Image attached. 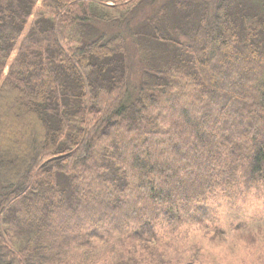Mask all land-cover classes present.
Returning a JSON list of instances; mask_svg holds the SVG:
<instances>
[{"label":"trees","instance_id":"16d2710c","mask_svg":"<svg viewBox=\"0 0 264 264\" xmlns=\"http://www.w3.org/2000/svg\"><path fill=\"white\" fill-rule=\"evenodd\" d=\"M37 1L0 0V264H88L110 229L143 249L264 194V0H144L137 23Z\"/></svg>","mask_w":264,"mask_h":264},{"label":"rangeland","instance_id":"374dc122","mask_svg":"<svg viewBox=\"0 0 264 264\" xmlns=\"http://www.w3.org/2000/svg\"><path fill=\"white\" fill-rule=\"evenodd\" d=\"M66 1L67 7L57 10L48 6V0H38L34 7V16L53 18L59 23L62 18L79 17L88 12L103 16L109 23L114 20H123L128 13L134 12L139 7L141 8L139 12L141 18H146L153 11L150 6L152 3L149 5L150 7L143 6L144 0ZM142 8H148V10H142ZM55 15L58 17L56 18ZM132 20L135 23L139 21L137 11H135V17ZM64 42L66 43L65 40ZM20 45L21 41L18 47ZM16 55L17 50L11 61ZM136 74L132 79L134 85ZM258 77L257 70L251 79L255 80ZM236 83L240 88L246 85L243 79L236 78ZM258 128L259 126L253 130L257 131ZM252 194L246 200L217 197L211 204V208L216 211L217 215L215 224L208 225L210 228L206 230L197 228L192 225L195 220L186 219L185 224H179L182 233L174 237L164 233L167 229L158 227L157 232L159 236L163 237L162 242L156 244L153 241V245L143 244V249L135 247V244L120 231L110 229L112 232L110 243L101 246L100 242L96 241L99 249H96L95 252L98 254L89 258L88 264H115L120 260L129 264L136 262L138 264H264V194L257 192ZM93 197L95 203L99 202L98 198ZM101 201L105 202L106 200L101 199ZM74 216V214L66 215L65 218L72 219ZM197 220L200 219L197 218ZM211 230L217 233H213ZM185 236H187L185 240L189 241L186 245L172 241L181 240ZM6 237L9 238L8 235ZM84 242L77 234H72L70 246L64 252L70 258L75 257L80 250L78 248ZM70 264H80V262H71Z\"/></svg>","mask_w":264,"mask_h":264}]
</instances>
